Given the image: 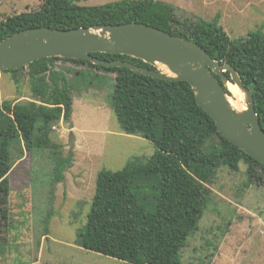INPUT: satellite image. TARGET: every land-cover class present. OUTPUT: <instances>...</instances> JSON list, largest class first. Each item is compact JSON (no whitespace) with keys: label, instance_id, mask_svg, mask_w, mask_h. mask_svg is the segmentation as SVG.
Segmentation results:
<instances>
[{"label":"trees","instance_id":"16d2710c","mask_svg":"<svg viewBox=\"0 0 264 264\" xmlns=\"http://www.w3.org/2000/svg\"><path fill=\"white\" fill-rule=\"evenodd\" d=\"M126 22L145 23L188 38L213 59L233 65L253 95L264 129V33L259 29L231 38L218 17L187 22L162 0H118L103 5L41 0L37 9L0 19V41L32 27L91 28ZM92 54L157 70L125 54ZM58 60L86 65L90 70L67 68L73 73L68 77L65 69L57 68ZM94 70L115 74L110 107L120 130L145 138L155 150L147 159L134 157L119 170L98 172L87 221L77 242L85 250L129 264H181V251L211 200L206 184L218 169L226 166L236 171L244 161L249 181L260 184L264 183V165L219 133L213 118L196 102L188 82L82 59L41 58L3 71L10 73L15 83L20 82V73H26L32 100L14 104L0 100V246L7 241L9 227L8 174L14 157L23 156L22 142L29 153L35 147H52L56 153L57 145L50 138L52 127L60 121L70 123L72 89L92 86ZM71 158L69 152L58 168L70 165ZM58 168L54 183L62 179Z\"/></svg>","mask_w":264,"mask_h":264},{"label":"rangeland","instance_id":"374dc122","mask_svg":"<svg viewBox=\"0 0 264 264\" xmlns=\"http://www.w3.org/2000/svg\"><path fill=\"white\" fill-rule=\"evenodd\" d=\"M113 1L118 0H75L81 5ZM162 1L187 22L218 17L231 38L258 29L264 33V0ZM40 3L0 0V19L37 9ZM56 65L68 77L73 73L67 68L90 70L70 61L58 60ZM93 74L92 86L72 89L70 123L60 121L52 127L51 143L60 154L52 147H35L29 153L22 142L23 156L14 157L8 174L9 227L7 241L0 246V264H129L85 250L77 239L87 221L98 172L119 170L134 157L147 159L155 148L145 138L120 130L110 107L115 74ZM19 77L15 83L10 73H0L1 102L32 100L27 74ZM227 94L246 107L245 95L238 101L230 90ZM69 152L70 165L58 168ZM56 167L62 179L54 183ZM206 186L211 200L181 251V264H264V183L249 181L247 164L241 161L236 171L221 166Z\"/></svg>","mask_w":264,"mask_h":264},{"label":"water","instance_id":"95a60500","mask_svg":"<svg viewBox=\"0 0 264 264\" xmlns=\"http://www.w3.org/2000/svg\"><path fill=\"white\" fill-rule=\"evenodd\" d=\"M97 52L125 54L156 68L157 64L163 65L170 74L123 60H103L92 54ZM48 57L82 59L103 67H125L163 80L186 81L198 105L213 118L219 133L264 165V129L252 93L233 65L213 59L196 42L139 22L91 28L32 27L0 41V73ZM228 82L245 95V109L238 111L231 106L223 88Z\"/></svg>","mask_w":264,"mask_h":264},{"label":"bare ground","instance_id":"6f19581e","mask_svg":"<svg viewBox=\"0 0 264 264\" xmlns=\"http://www.w3.org/2000/svg\"><path fill=\"white\" fill-rule=\"evenodd\" d=\"M164 68L166 69L167 72L166 71H163V72H165L167 74H170V72L167 69V67L164 66ZM226 86L233 93L235 99H237L238 101H240L241 97L243 98V96H244L243 92L236 85H233V84H231V83L228 82ZM229 101H230L231 106L233 108H235L236 110L240 111V110L245 109V106L243 104H239L234 99H229Z\"/></svg>","mask_w":264,"mask_h":264}]
</instances>
